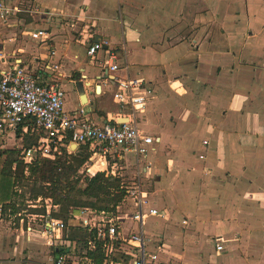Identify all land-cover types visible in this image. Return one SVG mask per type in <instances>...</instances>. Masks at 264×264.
Returning <instances> with one entry per match:
<instances>
[{"label":"crops","instance_id":"obj_1","mask_svg":"<svg viewBox=\"0 0 264 264\" xmlns=\"http://www.w3.org/2000/svg\"><path fill=\"white\" fill-rule=\"evenodd\" d=\"M152 1L162 8L146 6ZM212 1L4 0L20 3L31 22L20 12L1 20L0 70L19 63L35 69L39 83L58 82L65 92L82 83L88 105L81 107L95 123L119 113L110 76L98 78L106 61L126 64L120 74L150 79L152 95L135 114L143 131L159 137L144 174L161 187L151 204L165 216L148 219L146 251L164 264H264V0L241 1L236 14L225 10L213 31L206 29ZM68 17L80 22L69 27ZM196 22L205 26L195 29ZM41 28L48 36L33 38ZM97 37L107 45L92 57L86 51ZM124 158L123 169L135 164L133 153ZM17 211L0 216L7 222L0 264H35L19 261L27 248L42 264L40 233L22 232ZM122 211L124 234L134 229L124 223L134 222L130 207Z\"/></svg>","mask_w":264,"mask_h":264},{"label":"built area","instance_id":"obj_2","mask_svg":"<svg viewBox=\"0 0 264 264\" xmlns=\"http://www.w3.org/2000/svg\"><path fill=\"white\" fill-rule=\"evenodd\" d=\"M20 11L17 5H8L0 0V20H6ZM31 36L46 38L48 31L37 29ZM104 45L107 42L103 40L93 42L86 53L94 57L95 52ZM108 53L110 58L114 57L113 52ZM54 68L47 65L49 70ZM102 68V77L109 79L110 76V82L115 86L113 98L119 108V113L102 123L87 119L82 107L67 111L65 90L55 81L39 83L35 69L15 63L0 70V135L18 133L21 140L24 136L35 140L31 145L19 147L17 160L23 165L25 174L36 159L54 160L63 155V149L69 155L79 145H86L89 151L87 159L79 168L83 177H90L96 172L120 177L126 151L133 153L139 172H147L152 164L149 152L159 137L147 134L138 126L135 112L144 107L152 95L151 80L118 73L120 69L126 71L128 66L115 61H106ZM123 109L127 111L122 113ZM73 143L77 144L75 149H71ZM199 157L203 158V155ZM14 168L15 163L12 166ZM120 188L125 190V198L130 199L131 204L127 207H130L129 216L135 223V229L124 234L120 228V204L114 210L69 206L66 220L55 215L60 212V205L51 197L38 196L32 201L28 200L26 206L33 208V211L16 208L21 231L31 233L37 230L40 233L41 244L46 251L43 264H47V261L50 264H91V259L85 254L86 250L80 253L76 240L66 238L70 227L85 228L92 233V238L87 242V250L92 251L96 241L102 243V264H164L156 252L146 251L148 233L145 226L150 217L161 218L165 213L151 204L150 193L139 184L129 187L121 183ZM12 202L18 206L16 200ZM36 208L41 211H35ZM4 209L15 211L10 206L0 205V216ZM72 220H77L79 225H69ZM216 249L221 250L222 245H217ZM116 251L130 255V260L114 262L111 255ZM31 256L29 251L27 258Z\"/></svg>","mask_w":264,"mask_h":264},{"label":"trees","instance_id":"obj_3","mask_svg":"<svg viewBox=\"0 0 264 264\" xmlns=\"http://www.w3.org/2000/svg\"><path fill=\"white\" fill-rule=\"evenodd\" d=\"M35 142H29L31 145ZM7 155H3V153ZM13 151H0V205L10 206L13 210L17 207L12 202L15 187L23 184L25 180L39 184L40 188L34 197H51L60 205L92 206L97 209L113 210L123 199L125 190L120 188V177L105 176L104 172H96L86 180L83 188L78 187L80 180L79 168L87 159L89 151L86 145H79L71 154L67 155L63 149V155L54 160L47 158L36 159L29 167L28 173H24L23 165L14 157ZM15 163V168L12 169ZM86 197V199H82ZM34 198V199H35ZM93 199L94 201H92ZM59 216L58 213L55 214ZM80 232L78 235L77 232ZM92 233L85 228L70 227L66 238L76 240L79 252L91 259V264H102L104 252L102 243L95 242L92 251L87 250V242L92 238ZM111 258L114 262H128L130 255L124 252H113Z\"/></svg>","mask_w":264,"mask_h":264},{"label":"rangeland","instance_id":"obj_4","mask_svg":"<svg viewBox=\"0 0 264 264\" xmlns=\"http://www.w3.org/2000/svg\"><path fill=\"white\" fill-rule=\"evenodd\" d=\"M240 2L247 4L246 3L247 0H215V1L213 0L211 2V4H209L210 5L209 10H210L212 16L210 18H208V22L206 20V22L209 24V26H207L208 24H206V26H207L206 29L212 28V31H213V30L217 29L218 27H221V23L225 19L224 18V14L226 12L225 10H229V12L231 14L232 13L233 14L238 13V9L240 8V5H239ZM138 3H136L137 7H139ZM16 5L20 9H23V6L20 3L16 4ZM157 5L158 4L156 2H153V1L151 3H146V6H150L152 8H154V7H156V8L161 7L162 8V5H158V6ZM26 11L27 10L24 9V11L18 13V15L22 18V21H24L26 24H28L29 22H31V19H30V16H28V14L24 13ZM77 21L78 20L73 18V17H68L65 20V22H67L68 25L70 23H76ZM0 22H1V20H0ZM79 22L80 21H78L77 23H79ZM197 23H199V22H196V28L195 29H200V28H203L205 26V25L199 26ZM175 24H177V23H175ZM70 26L71 25H69V27ZM77 26H79V24ZM82 26L80 25L79 27L82 28ZM86 29L91 34L93 33V31L89 30V28H86ZM219 29L220 28H218L217 30H219ZM178 34H179V36H183V34H186V33H185V31L180 30L178 32ZM195 34H196L195 37H197V35H198L197 30H196ZM243 35H246V30H243ZM193 37H191V38H193ZM80 48L82 50L81 51L82 55L85 57V55H84L85 54V48L84 47H80ZM77 93H78L77 90L72 89L69 85L67 92H66L65 109L70 110L72 108L80 106L79 103L77 102ZM83 104H85V103H83ZM111 105H112V102H111ZM97 113L99 114L100 112L97 111ZM32 141H34V139L32 137H28V136H24L23 139L21 140L20 134H18V133H16L15 135L3 134V135H0V151L11 150V151H13L12 157L17 159L19 149H20L19 147L21 145L25 146L29 142H32ZM71 149H75V146L72 145ZM3 155L6 156L7 154L4 152ZM120 172H121L120 184L123 183L124 186H129V187L133 186L135 184H139L143 189H146L150 193V200L151 201H152L153 197H156L159 193H162L161 187L158 186L156 181H155L156 178L154 176H152V174L145 175L143 172H139L138 167L135 164H132V165L125 167ZM79 177H80V180L78 181L77 186L83 188L85 186L86 180L84 179L83 175H80ZM195 180L199 181V182L202 181V179H199V177H197ZM17 188L20 190L17 191ZM39 188H40L39 184H35L34 182L28 181V180H25L23 182L22 186L21 185L16 186L15 187V194L13 195V199H12L14 201L16 200V202H17L18 206H16V205L15 206L19 209L27 208L26 205L28 204V200L32 201L35 198L34 197L35 192L37 190H39ZM82 199H86V197H83ZM91 200L94 201L93 199H91ZM163 200H164V198H163ZM118 204L121 205V209L123 210L122 212H124L128 208L127 205L130 206L131 202H130V199H127L124 196L123 199ZM164 205H166V204L164 203ZM71 206H76V205H71ZM153 206H155V205L153 204ZM68 208H69V206L60 205V208H59L60 212H58V215L63 220L67 219V211H68L67 209ZM27 209H28V211H33L32 210L33 208H27ZM187 209L188 208L181 211V214L185 216L186 215L185 212H187ZM35 211L40 212L41 209L36 208ZM171 215H172V213L170 212V216ZM161 218H163V217H161ZM187 220H188L187 225H190V226H192V224H195L197 222L195 215H190L189 217H187ZM182 225H183V223H182ZM6 226H7V222L5 220L0 221V231L1 232H4V231L6 232V228H7ZM123 226H124V229H127L128 227L129 228L133 227L135 229V223H132L131 221L125 222ZM148 227H149V221L145 226L147 233H149ZM75 232H77V234L80 235L79 234L80 232H78V231H75ZM148 238H150V237L148 236ZM146 243H147V247H148L149 241H146ZM155 245H157V243ZM38 248H42V250L45 251V248L42 244H41V247H38ZM148 249H149V247H148ZM29 251H31V253H32V256L30 257V259L27 258V254L29 253ZM19 261L30 262V263L36 262L35 264H38L36 252L34 251V249H31V248H27L25 250V256L23 257V259H20ZM47 264H50V263L47 261Z\"/></svg>","mask_w":264,"mask_h":264},{"label":"water","instance_id":"obj_5","mask_svg":"<svg viewBox=\"0 0 264 264\" xmlns=\"http://www.w3.org/2000/svg\"><path fill=\"white\" fill-rule=\"evenodd\" d=\"M98 41H100V39H98V37L95 38L94 42H98ZM101 77H102V75L100 73L99 76H98V78H101ZM75 88H76V90H77V92L79 94V102L78 103H79L80 106L79 107H75V109H73L71 111L78 110L81 106L88 105L87 97H86L85 92L83 90V84L82 83H79V84H77L75 86ZM83 103H85V104H83ZM72 145H74L75 147L77 146L76 143H73ZM69 225L76 226V225H79V223H78L77 220H72V221H69Z\"/></svg>","mask_w":264,"mask_h":264}]
</instances>
